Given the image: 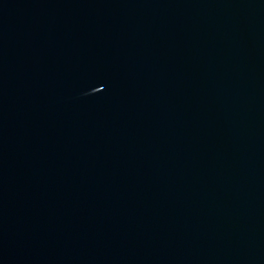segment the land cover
Returning a JSON list of instances; mask_svg holds the SVG:
<instances>
[{
  "label": "water",
  "instance_id": "95a60500",
  "mask_svg": "<svg viewBox=\"0 0 264 264\" xmlns=\"http://www.w3.org/2000/svg\"><path fill=\"white\" fill-rule=\"evenodd\" d=\"M0 264H264V0H0Z\"/></svg>",
  "mask_w": 264,
  "mask_h": 264
}]
</instances>
